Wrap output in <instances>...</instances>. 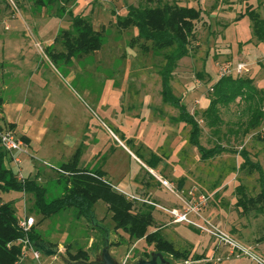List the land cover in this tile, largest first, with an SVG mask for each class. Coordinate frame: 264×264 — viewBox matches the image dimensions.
Listing matches in <instances>:
<instances>
[{
    "label": "rangeland",
    "instance_id": "1",
    "mask_svg": "<svg viewBox=\"0 0 264 264\" xmlns=\"http://www.w3.org/2000/svg\"><path fill=\"white\" fill-rule=\"evenodd\" d=\"M48 1L42 0L43 5H36V0H0V96L3 97L1 89L7 83L18 82L12 74L20 73L23 85L46 86L41 90L47 93L44 114H47L48 126L60 129L58 137L76 135L78 124L85 119L86 135L82 142L86 149L93 147L99 134L102 140L96 144L97 151L106 149L110 143L117 148V136L110 131L113 126H120L130 134L126 137L131 139L130 144L124 143L129 149H159L153 153L155 156L159 153V169L152 172L118 151L112 159L114 174L110 181L124 192L113 189L131 203V214L153 207L152 224L147 231L159 229L162 238L174 249L190 252L192 256L201 255L204 259L199 263L254 264L247 256L230 255V247L213 235L222 232L264 259V210L259 213L256 207L241 214L242 210L236 206L241 196L238 186L244 187L247 197H255L260 192L258 174L241 168L243 161L238 153L247 151L250 160L259 163L264 172V122L260 130L243 135L247 115L245 104L239 99L220 108L222 123L218 135L206 126L202 116L210 105L211 87L220 77L228 76L224 75V68H231L234 76V68L239 63L245 65L239 76L252 79L253 85L263 93L264 105V41L259 42L252 36L248 14L253 11L264 18V0H153L149 3L151 6L159 2L176 3L202 10L194 22L190 53L176 63L170 85L173 94L182 99L199 123L200 145L205 149L216 145L226 148L208 160L201 159L198 150L188 143L190 128L171 120L177 117L178 111L161 101L159 72L164 65L163 52L154 51L149 43L146 49L141 48L143 41L137 40L136 29L120 30L115 25L116 17L124 15L128 5L136 7L142 0ZM68 11L89 20L92 29L102 34L98 51L76 54L69 59L54 56L65 53L62 42L54 43V40L61 31L71 28ZM43 94L28 98V104L40 106ZM1 127L8 128V125ZM47 142L46 138L44 145ZM143 153L148 157L147 151ZM126 171L139 176L136 181L140 189L117 185L116 179ZM21 173L24 177L22 169ZM158 178L167 180L171 188L161 185ZM146 182L157 192L154 199L144 187ZM37 183L46 190L47 200L65 192L64 179L60 176ZM202 196L206 198L205 206L198 214L191 211L189 215L195 225L177 223L169 213L192 208ZM2 199L4 202L12 199L17 219L32 217L34 224L30 231L63 257L84 251L93 259L96 249L100 251L103 247L100 227L108 231L109 253L120 264L149 260L156 253L153 245H147L144 239H129L123 230H115L112 214L100 201L94 208L95 223L91 224L72 208L42 219L32 209L33 196L27 193L19 196L10 191ZM163 257L169 264L192 263L190 259ZM40 262L64 264L57 257L43 254Z\"/></svg>",
    "mask_w": 264,
    "mask_h": 264
},
{
    "label": "trees",
    "instance_id": "2",
    "mask_svg": "<svg viewBox=\"0 0 264 264\" xmlns=\"http://www.w3.org/2000/svg\"><path fill=\"white\" fill-rule=\"evenodd\" d=\"M64 1L67 3L71 0ZM152 1L142 0V4L136 7L128 5L125 14L116 17L115 25L120 30L136 29L137 40L143 41L141 48L146 49L145 45L149 43V47L154 51L163 52L164 65L159 72L161 101L178 111L177 117H172L171 120L190 128L188 143L198 150L201 159H211L226 148L216 145L211 149H205L200 145L201 128L199 123L188 112L182 99L173 94L170 85L171 74L176 63L190 53L191 41L194 38V22L199 19L202 10L200 7L179 6L176 3L168 2H159L151 6L149 3ZM50 2L52 3L53 0ZM35 3L43 5L42 0H36ZM68 13L71 18V28L61 31L54 40V43L62 42L65 53L54 56L56 58L64 56L69 59L70 56L76 54L87 55L98 51L102 44V34L92 29L89 20L69 11ZM248 14L251 20L252 36L259 42L264 41V18H259L253 11ZM208 98L210 105L202 112V116L206 126L213 129L216 135H218L219 125L222 123L220 108L228 107L237 99L245 104L244 113L247 115L243 135H247L255 129H261L264 122L263 93L253 85L252 79L231 75L220 77L211 87ZM1 102L0 99V105ZM8 128L12 129L11 126ZM126 143L130 144L129 141ZM139 150L134 151L136 156L147 166L154 168L159 161L158 157L149 152L146 158ZM238 154L243 161L241 168H248L258 174L257 181L260 192L255 197H247L243 193L244 187L238 186L237 190L241 196L237 200L236 206L242 210L241 214H246L256 207V210L261 213L264 210V172L259 163L250 160L247 151L243 150ZM78 155L79 150L74 154L72 160L60 169V178L64 179L65 185L64 194L47 200L46 190L35 180L24 179L23 182H20L11 169L4 167V159L8 153L0 146V264H34L30 257L21 258V240L27 238L32 244L44 243L34 231L23 232L18 227L13 202L2 201L1 194L10 191L32 195L34 199L32 209L36 210L42 219L53 216L66 208H72L76 210L79 217L92 224L95 223L93 207L100 201L107 206V211L112 214L114 229L123 230L128 234L129 239H144L147 245H153L156 253L170 256L174 260L184 258L183 261L190 259L191 264H209L207 262L199 263L204 259L201 255L192 256L190 252H180L174 249L169 241L162 238L159 229L148 232L147 230L152 224L153 207L147 206L146 209L131 214V203L121 194L113 191L110 182L105 179L103 171L77 168ZM100 229L103 233L102 246H109L108 231L101 227ZM88 253L78 251L75 255L67 256V259L71 262L80 260L88 262L92 260L89 259Z\"/></svg>",
    "mask_w": 264,
    "mask_h": 264
},
{
    "label": "crops",
    "instance_id": "3",
    "mask_svg": "<svg viewBox=\"0 0 264 264\" xmlns=\"http://www.w3.org/2000/svg\"><path fill=\"white\" fill-rule=\"evenodd\" d=\"M5 73H7V75H11L9 72ZM12 75H14L15 78L17 77L18 82L7 83V85L1 89L3 90V97L0 96L2 101L0 105V127L3 125H8V127L11 126L16 136L23 139L26 144L29 156H20V168L23 171L25 179L35 180L36 182L44 178L47 181L52 180L54 177L58 179L60 176L59 173L61 172V167L69 163L78 150L79 155L77 158V168L86 169L88 171L100 169L104 172L105 179L110 182L112 188L122 194H124V192L114 187V184L112 181H110L114 174L113 167H111V164L113 163L112 159H114L118 151L123 152V154H125L131 161L136 163L142 169H147L148 172H152L154 170L157 171L159 169L160 161H158L154 168H150L136 156L134 150L138 149H129L124 144L127 141H131V139L126 138L127 136H130V134H128L120 126L110 127L112 135L115 137L117 136L119 146L116 148L115 144L110 143L107 145L106 149L101 150L100 152L95 148L96 144L102 140V136L100 134L98 136V140L93 144L92 148L86 149L85 143L82 142L86 135L85 133L87 124L85 119H83V121L78 124V132L76 135L64 134L63 136L60 135V137H58L60 129L55 128V126H48V117L47 114H44L47 93L43 94L42 92L46 89V86L44 84H38L37 86H35V84L23 85V83H20V73H13ZM41 90L43 91L41 92ZM40 94H43V102L40 106L35 108L34 106L28 104V98ZM159 120L163 121L162 124L165 123L163 118H160ZM58 127H60V125ZM46 138L48 139V142L46 145H44ZM138 139L140 141V138ZM141 146L144 147L143 144ZM157 150L159 149L145 147V149H140L139 152L145 156L143 151H147V153H156ZM157 155L159 159V153ZM3 165L5 168L11 169L15 174L16 169L9 155L4 159ZM138 178L139 176H137V174L131 175L128 171H126L121 176H119L115 182L117 185H120L123 188H133L136 191L138 190L137 188L140 189L141 187L136 181ZM182 184L183 183L180 182L179 186L181 187ZM151 186L152 185H149L148 182H146L144 185V187L147 188L151 198L154 199L153 196L156 197L157 192L155 189L154 191V187ZM12 192L15 193L16 191ZM16 193L19 196L23 194L20 192ZM3 194L1 195L3 196ZM12 199L8 200L7 202L12 201ZM16 203H14V206H16ZM96 205L97 204L94 205L93 211ZM98 251L99 249H97L94 253H97ZM213 253L218 252L213 251Z\"/></svg>",
    "mask_w": 264,
    "mask_h": 264
},
{
    "label": "built area",
    "instance_id": "4",
    "mask_svg": "<svg viewBox=\"0 0 264 264\" xmlns=\"http://www.w3.org/2000/svg\"><path fill=\"white\" fill-rule=\"evenodd\" d=\"M244 68H245L244 64L242 63L237 64L236 67L234 68V73H235L234 76H239L244 70ZM224 71L226 73V74L224 73V75H228V76L231 75V68L229 69L228 66L224 68ZM262 111L264 112V106L262 108ZM0 146L10 156L14 164V167L16 169L15 175L18 181L23 182L25 178L22 176L21 173L20 156L28 154L25 143L22 141L20 137L16 136L15 132L12 129L0 127ZM158 180L161 183V185H163L164 187L171 188L167 180L161 178H158ZM202 197L203 198L200 199L198 203L194 204L192 208L188 207L182 211L172 210L169 211V213L175 217L176 219L175 221L177 223L195 225V223L189 219V215L191 211L194 212L195 214H198V211L201 210V207L205 206L206 198L204 196ZM132 199H135V197H132ZM33 224H34V219L32 217L23 216L21 219H18V227L23 232H29ZM213 235L218 240H222L224 242V245L230 247V255H234L236 257L247 256L254 264H264V259L255 255V253L246 250L244 247L237 244L235 241L230 239L229 236L225 235L224 233L214 232ZM21 256L22 259H25L26 257H30L33 260L34 264H42L40 262V256H41L40 251L35 249L33 247V244L27 238L21 240Z\"/></svg>",
    "mask_w": 264,
    "mask_h": 264
},
{
    "label": "water",
    "instance_id": "5",
    "mask_svg": "<svg viewBox=\"0 0 264 264\" xmlns=\"http://www.w3.org/2000/svg\"><path fill=\"white\" fill-rule=\"evenodd\" d=\"M33 247L40 251L45 257H57L64 264H120L115 258L111 257L107 246H103L100 251L94 254L90 261H76L71 262L66 257L58 254L56 248H52L47 243H36ZM132 264H169L161 253H152L149 260L139 259Z\"/></svg>",
    "mask_w": 264,
    "mask_h": 264
},
{
    "label": "flooded vegetation",
    "instance_id": "6",
    "mask_svg": "<svg viewBox=\"0 0 264 264\" xmlns=\"http://www.w3.org/2000/svg\"><path fill=\"white\" fill-rule=\"evenodd\" d=\"M150 259V258H149Z\"/></svg>",
    "mask_w": 264,
    "mask_h": 264
}]
</instances>
